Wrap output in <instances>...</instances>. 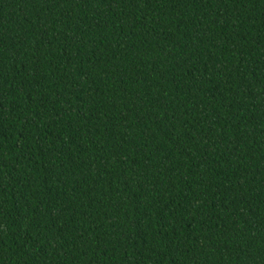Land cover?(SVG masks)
<instances>
[{
  "label": "trees",
  "instance_id": "16d2710c",
  "mask_svg": "<svg viewBox=\"0 0 264 264\" xmlns=\"http://www.w3.org/2000/svg\"><path fill=\"white\" fill-rule=\"evenodd\" d=\"M0 264H264V0H0Z\"/></svg>",
  "mask_w": 264,
  "mask_h": 264
}]
</instances>
